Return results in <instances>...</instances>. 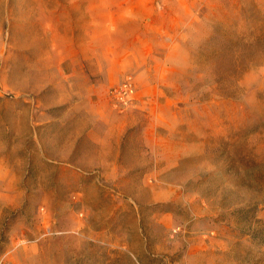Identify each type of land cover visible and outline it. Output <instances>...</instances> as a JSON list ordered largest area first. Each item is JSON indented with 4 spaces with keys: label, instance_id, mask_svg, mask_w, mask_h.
Instances as JSON below:
<instances>
[{
    "label": "rangeland",
    "instance_id": "1",
    "mask_svg": "<svg viewBox=\"0 0 264 264\" xmlns=\"http://www.w3.org/2000/svg\"><path fill=\"white\" fill-rule=\"evenodd\" d=\"M0 264H264V0H0Z\"/></svg>",
    "mask_w": 264,
    "mask_h": 264
}]
</instances>
